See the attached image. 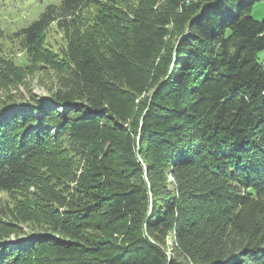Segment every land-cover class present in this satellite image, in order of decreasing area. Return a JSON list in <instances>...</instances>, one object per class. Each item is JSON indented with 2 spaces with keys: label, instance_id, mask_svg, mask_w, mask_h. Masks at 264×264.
<instances>
[{
  "label": "trees",
  "instance_id": "trees-1",
  "mask_svg": "<svg viewBox=\"0 0 264 264\" xmlns=\"http://www.w3.org/2000/svg\"><path fill=\"white\" fill-rule=\"evenodd\" d=\"M258 1L61 0L0 28V264H264ZM38 62L50 94L25 96Z\"/></svg>",
  "mask_w": 264,
  "mask_h": 264
},
{
  "label": "rangeland",
  "instance_id": "rangeland-1",
  "mask_svg": "<svg viewBox=\"0 0 264 264\" xmlns=\"http://www.w3.org/2000/svg\"><path fill=\"white\" fill-rule=\"evenodd\" d=\"M60 2L61 0H0V28L4 32L12 34L37 20L48 5H57ZM89 11L91 12L93 9L90 8ZM252 16L258 20H264V0L254 4ZM45 45L55 51L67 48L66 40L55 24L47 31ZM4 49L7 54L12 55L17 61H26V53L21 50V46L18 43H12L7 40L4 42ZM259 59H264V50L259 53ZM42 64L40 62L37 63L39 73L37 72L31 77H25V84L19 83L20 90L25 96L28 95L29 91L41 97L50 94L48 88L52 83L51 79L53 81L54 77L49 70L45 71L42 69ZM1 196L3 199H8V195L5 193H2ZM30 228L33 229V227H29L28 230Z\"/></svg>",
  "mask_w": 264,
  "mask_h": 264
},
{
  "label": "crops",
  "instance_id": "crops-1",
  "mask_svg": "<svg viewBox=\"0 0 264 264\" xmlns=\"http://www.w3.org/2000/svg\"><path fill=\"white\" fill-rule=\"evenodd\" d=\"M263 61H264V59H263Z\"/></svg>",
  "mask_w": 264,
  "mask_h": 264
}]
</instances>
